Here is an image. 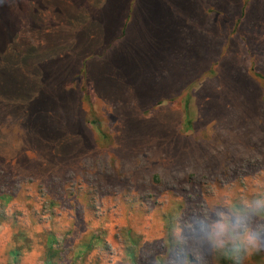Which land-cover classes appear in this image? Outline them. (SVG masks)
Here are the masks:
<instances>
[{
    "label": "rangeland",
    "instance_id": "rangeland-1",
    "mask_svg": "<svg viewBox=\"0 0 264 264\" xmlns=\"http://www.w3.org/2000/svg\"><path fill=\"white\" fill-rule=\"evenodd\" d=\"M140 1L0 0V264H232L177 228L264 198V0L177 59Z\"/></svg>",
    "mask_w": 264,
    "mask_h": 264
},
{
    "label": "clouds",
    "instance_id": "clouds-1",
    "mask_svg": "<svg viewBox=\"0 0 264 264\" xmlns=\"http://www.w3.org/2000/svg\"><path fill=\"white\" fill-rule=\"evenodd\" d=\"M215 219L195 216L187 226L177 228L181 241H191L196 247L211 253L222 251L232 264H244L247 257L264 251V198L227 207L215 213Z\"/></svg>",
    "mask_w": 264,
    "mask_h": 264
},
{
    "label": "crops",
    "instance_id": "crops-1",
    "mask_svg": "<svg viewBox=\"0 0 264 264\" xmlns=\"http://www.w3.org/2000/svg\"><path fill=\"white\" fill-rule=\"evenodd\" d=\"M135 2L137 0H133V3ZM211 3V0H176L172 7H164L166 11L172 14V18L178 21V24L172 27V31L166 29V24L162 29L164 35L161 34V48L160 50H155L160 52V57L163 56V51L172 50V59H177L178 56L192 58L194 56L193 51L209 48L210 38L208 37V30L209 26L214 24L210 21V18L223 16V12L219 11L218 6L216 4L211 6ZM133 8L135 12L140 11L138 2ZM135 17L133 15V18ZM123 26L126 27V30H123V34L136 28L132 19L126 21ZM203 28L207 29L203 30ZM129 61L126 62L127 64L122 61L127 70H129V66H132ZM172 73H175V71H172Z\"/></svg>",
    "mask_w": 264,
    "mask_h": 264
},
{
    "label": "trees",
    "instance_id": "trees-1",
    "mask_svg": "<svg viewBox=\"0 0 264 264\" xmlns=\"http://www.w3.org/2000/svg\"><path fill=\"white\" fill-rule=\"evenodd\" d=\"M248 0H246V2H247ZM259 79H261L262 81H263V83H264V76H261L260 74H257L256 75ZM186 110H187V108H186ZM188 124H190V123H188ZM225 257H223V259H222V263L223 264H231L229 261H227L226 259H224Z\"/></svg>",
    "mask_w": 264,
    "mask_h": 264
}]
</instances>
